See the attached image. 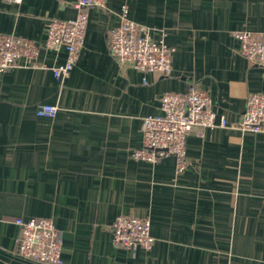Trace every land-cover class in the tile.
Masks as SVG:
<instances>
[{
    "label": "crops",
    "instance_id": "0c3cea01",
    "mask_svg": "<svg viewBox=\"0 0 264 264\" xmlns=\"http://www.w3.org/2000/svg\"><path fill=\"white\" fill-rule=\"evenodd\" d=\"M72 1L0 0V32L40 44L34 65L23 58L0 73V264H30L13 254L18 217L52 220L63 264H264V133L193 127L181 174L172 155L130 157L164 92L205 89L228 122L240 119L250 93H264V67L244 58L233 36L264 31V0H105L89 9L69 75L56 79L51 68L65 50L41 44L49 20L75 17ZM122 6L165 32L170 76L111 55L107 34ZM42 102L56 115L37 116ZM119 214L150 220V250L113 246Z\"/></svg>",
    "mask_w": 264,
    "mask_h": 264
},
{
    "label": "built area",
    "instance_id": "2783aa9c",
    "mask_svg": "<svg viewBox=\"0 0 264 264\" xmlns=\"http://www.w3.org/2000/svg\"><path fill=\"white\" fill-rule=\"evenodd\" d=\"M19 3L21 0H5ZM105 0H73L74 18L49 20L46 36L41 44L49 50H65L63 63L51 68L56 79L66 78L78 60L88 23L89 9L103 8ZM126 6H122L120 22L108 31V48L122 65L129 64L142 73L168 77L172 72L174 49L165 41V32L131 20ZM154 33H159L154 37ZM238 52L251 64L264 67V31L236 30ZM40 44L14 34L0 32V73L17 66L21 59L34 65ZM160 113L142 119V145L130 152L135 160L156 162L160 158L175 157V173L181 174L188 165L186 140L193 127H230L242 132L264 133V93H250L239 120L228 122L217 118L210 94L191 84L184 93L164 92L159 98ZM57 106L36 105L37 116L53 117ZM19 228L14 255L30 264H63L62 234L46 217L24 220L15 218ZM111 242L115 247L150 250L154 237L150 220L132 214H119L110 224Z\"/></svg>",
    "mask_w": 264,
    "mask_h": 264
}]
</instances>
